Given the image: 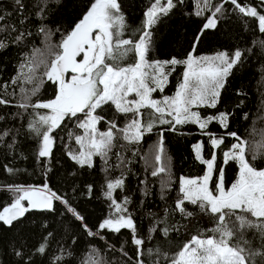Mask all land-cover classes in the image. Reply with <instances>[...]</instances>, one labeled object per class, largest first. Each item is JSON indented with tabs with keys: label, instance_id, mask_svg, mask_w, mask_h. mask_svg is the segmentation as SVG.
Masks as SVG:
<instances>
[{
	"label": "trees",
	"instance_id": "1",
	"mask_svg": "<svg viewBox=\"0 0 264 264\" xmlns=\"http://www.w3.org/2000/svg\"><path fill=\"white\" fill-rule=\"evenodd\" d=\"M154 1L117 0L125 23L120 38L136 42L147 30L149 62L172 58L183 61L190 52L195 57L242 52L241 62L226 78L216 106L195 108L201 118L227 114V127L213 120L203 132L195 123L176 125L171 130L169 124L156 122L138 143H129L114 135L106 161L94 155L91 166H81L71 158L68 148L73 135L79 133L76 124L82 121L83 114L66 117L51 133V154L40 157L42 137L29 126L48 110L17 105L48 102L55 95L56 85L47 81L31 95L34 83H25L23 77L16 83L12 81L20 75V66L27 60L50 62L53 54L60 51L61 41L89 11L94 0H21L19 5L15 0H0V17H3L0 41L4 43L0 47V99L9 102L0 104V210L15 201L17 187L40 186L59 197L50 210L25 211L11 224L0 221V264H170L164 254L176 253L194 235H212L208 230L215 225L210 215L187 201L184 206L192 212L191 216L186 217L176 209L182 197L180 177L204 176L207 166L196 158L193 150V145L198 143L204 160L211 159L213 154L216 157L209 188L215 189L221 168L227 188L238 172L234 161L224 163L223 153L237 142L228 135L232 132L246 141L247 158L252 161L251 149L264 136L259 130L264 122V33L259 31L255 18L241 15L228 0H212L213 7L202 15H197L198 0H172L174 6L167 14L158 13L157 22L148 27L145 11ZM238 3L255 7L264 15L261 0H238ZM218 5L222 6V13L213 17L216 27L202 31ZM21 34L22 38L17 39ZM134 62L132 52L118 61L122 66ZM172 67H168L171 74L163 92L155 95L171 96L176 91L185 66L177 64L175 70ZM43 71L40 65L37 76ZM141 111L145 113L142 123L152 119L148 115L150 109ZM96 114L103 117L97 124L100 131L109 122L121 128L132 116L118 113L111 103L97 109ZM205 133L222 139L223 143L213 148L210 136ZM161 140L160 155L167 160V165L163 173L153 175L154 169L144 162V155L149 146H158ZM252 163L257 169H264V156ZM117 180L122 184L112 190L109 199L107 185ZM113 200L124 211H117ZM121 215L132 219L136 238L143 240L139 256L131 229L121 228L116 232L100 228L103 220ZM164 229H168L166 236ZM245 238L253 248H260L261 239L255 229L247 230ZM41 247L43 252L39 251ZM259 260L257 257V264Z\"/></svg>",
	"mask_w": 264,
	"mask_h": 264
},
{
	"label": "snow or ice",
	"instance_id": "2",
	"mask_svg": "<svg viewBox=\"0 0 264 264\" xmlns=\"http://www.w3.org/2000/svg\"><path fill=\"white\" fill-rule=\"evenodd\" d=\"M15 2L21 4V0ZM228 2L232 3L241 15L255 18L258 21L259 31L264 33V15H261L255 7L240 5L238 0H228ZM261 3H264V0H261ZM173 6L172 0H167L166 7L160 5V0H156L145 13L146 26L154 25L159 19L158 13L167 14ZM211 7H213L212 0H198L197 15H202L203 11ZM217 13H222V6H215L212 17L207 18L202 31L216 27L217 21L213 17ZM124 26V17L120 13L117 0H94L82 20L61 41L59 45L61 51L55 52L50 62L42 60L36 63L30 59L21 64V73L12 83L21 80V77L25 83H34L31 95H35L47 81L57 85L54 99L31 105L27 102L17 105L21 108L31 106L34 109L49 110V114H40L36 123L29 126L42 137L40 157L51 154V133L60 127L66 117H78V114L84 116V119L77 124L83 129L84 134L75 137L80 150L78 154H71V158L81 166L85 164L91 166L94 155L107 160L108 152L113 147L114 129L122 132L123 139L129 143H138L145 133L151 131L156 122L169 124L171 130H175L176 125L195 123L203 132L213 120L218 121L221 127H227V114L221 113L219 116L201 119L199 112L191 109L216 106L226 78L241 62L240 50H235L231 56L226 52H220L211 57H195L190 52L183 61L172 58L164 62H149L146 57L150 45V33L147 30L143 31L136 42L121 39ZM22 35L17 39H21ZM3 46V41H0V47ZM129 52L134 53L135 62L129 66H122L118 61L126 57ZM81 56L82 58L78 60L77 57ZM177 64H183L185 70L175 94L163 99H154L152 93L157 90L163 92L171 74L170 71H166V66L171 65L172 70H175ZM40 65H43L44 71L38 77ZM67 73L71 74L70 79L65 78ZM21 91L25 90L22 88ZM132 94L135 98L128 99ZM28 99L26 95L25 100ZM7 103L9 102L0 99V104ZM109 103L115 106L118 113H132L133 118L123 129H117L114 122H109V130L99 132L96 125L103 117L96 114V110ZM141 109L151 110L148 115L152 119L147 123H142L145 113ZM165 117L172 119L167 120ZM205 134L210 136L213 148H218L223 143L222 139L215 138L211 133ZM228 135L237 142L230 146V151L223 153L224 163L227 164L231 160L238 165L235 182L226 189L221 168L218 169L220 177L215 189H210L208 182L211 179L216 157L213 154L211 159L204 160L199 152L201 145L197 144L195 146L198 150L197 159L206 164L207 172L199 180L181 179L182 197L175 206L186 217L191 216L192 212L185 208V201L196 205L204 214L210 215L215 225L208 230L212 235H194L176 253L171 256L164 254L170 260V264H257V257L260 258L259 264H264V169H257L252 163L260 156H264V140L251 149L252 161H250L247 158L249 149L246 141L235 132ZM162 152L161 140L155 157L157 162L161 161ZM160 171L164 169L161 167L152 174L157 175ZM121 184L120 180L108 183L109 199L112 190ZM14 191L21 194L15 199L11 208H5L0 212V221L5 224H11L14 219L27 211L21 206L23 200H27L33 208L51 209V200L59 199L55 193L37 197L34 190L17 187ZM112 203L117 211H124L114 200ZM69 211L74 210L69 208ZM77 218L80 219L79 216ZM100 228H108L116 232L121 228L131 229L132 242L138 246V256L141 254L139 246L143 244V240L136 238L135 226L130 217L121 215L115 220L107 219ZM249 229H255L259 233L261 239L259 249L253 248L245 238V233ZM163 231L166 236L168 229ZM39 251L43 252L44 248L41 247Z\"/></svg>",
	"mask_w": 264,
	"mask_h": 264
},
{
	"label": "rangeland",
	"instance_id": "3",
	"mask_svg": "<svg viewBox=\"0 0 264 264\" xmlns=\"http://www.w3.org/2000/svg\"><path fill=\"white\" fill-rule=\"evenodd\" d=\"M156 2V0L147 8V10L145 11V13L152 7V5L154 4ZM160 5L161 6H167V0H160ZM145 19H147V17L145 16ZM258 22V21H257ZM259 27V26H258ZM93 35H95V33L93 34ZM214 56V55H213ZM204 57H211V56H204ZM82 58V56L81 57H79V59H81ZM53 59V58H52ZM78 59V60H79ZM152 62H154V61H152ZM161 62H164V61H161ZM170 65H167L166 66V71H168V67H169ZM70 76H71V74H69V76L67 77V79H70ZM183 79V78H182ZM182 82V81H181ZM155 92H157V93H160V91L159 90H157V91H155ZM155 92H153L152 93V97L154 98V99H163L164 97H171V96H173L174 94H175V92L173 93V95H171V96H160V95H155ZM135 98V96H134V94H132V95H130L129 97H128V99H134ZM195 108L196 107H193L191 110L192 111H196L195 110ZM47 114H49V110L47 111ZM128 114H130V115H132V116H130L129 118H127L126 120H125V122H124V125H123V127H121V128H118L117 127V129H123L124 127H125V125L126 124H128L130 121H131V119L133 118V114L132 113H128ZM219 116V115H218ZM206 118H208V117H205V118H201V119H206ZM83 119H84V116H83ZM82 119V120H83ZM77 124H78V122H77ZM77 124H76V128L78 129V134L76 133L75 135H73V139H72V141L70 142V145H69V148H68V151H69V154L71 155V154H78L79 153V150H80V145H78L77 143H76V140H75V137L77 136V135H83L84 134V131H83V129H81V128H79L78 126H77ZM96 127H97V125H96ZM109 127H110V125H108L106 128H105V130L104 131H100V130H98L99 132H105V131H108L109 130ZM199 127V126H198ZM259 130H260V133L262 132V133H264V122H262L261 123V125H260V128H259ZM114 131V134H115V136H118L119 138H121L122 140H124L123 139V134H122V132H120V131H118V130H113ZM216 138V137H215ZM218 139V138H217ZM262 140H264V136H262V137H260L259 138V140L256 142V144H259ZM236 143V142H235ZM198 143H196V144H194L193 145V150H194V154H195V156H196V158H197V149H196V145H197ZM41 145H42V140H41V144H40V148H41ZM156 144H152L151 146H149L148 148H147V151H146V154L144 155V162H146V164L149 166V168L150 169H152V167H153V169H154V171H156L157 169H160L161 167L164 169V171H165V168H166V165H167V160L164 158V156L163 157H161V161L160 162H157L156 161V155L158 154V146H156ZM40 148H39V150H40ZM154 148H156L155 149V153H154V155H153V150H154ZM230 151V150H229ZM199 152H200V149H199ZM153 156V157H152ZM163 159V160H162ZM164 171H160L161 173H163ZM206 172H207V168H206ZM205 172V173H206ZM159 173V172H158ZM205 175V174H204ZM237 175H238V172H237ZM237 175H236V178H237ZM203 176H201V177H198V178H195V177H180V182H181V179L182 178H184V179H196V180H199V179H201ZM236 178H235V180H236ZM235 180L233 181V182H235ZM232 182V183H233ZM231 183V184H232ZM231 184L227 187V188H229L230 186H231ZM21 188V187H20ZM180 188H181V183H180ZM226 188V189H227ZM15 189V188H14ZM26 189H28V188H26ZM21 193H17V195H16V198L20 195ZM118 218V217H117ZM117 218H114V219H112V220H115V219H117ZM105 220H107V219H105ZM105 220H103L102 222H101V224L105 221Z\"/></svg>",
	"mask_w": 264,
	"mask_h": 264
},
{
	"label": "water",
	"instance_id": "4",
	"mask_svg": "<svg viewBox=\"0 0 264 264\" xmlns=\"http://www.w3.org/2000/svg\"><path fill=\"white\" fill-rule=\"evenodd\" d=\"M86 14V13H85ZM84 14V15H85ZM84 15L74 24V26L72 27V29L68 32V34L74 29V27H75V25L80 21V20H82V18L84 17ZM66 37V36H65ZM64 37V38H65ZM60 51H61V49H60ZM69 74L70 73H67V74H65V78L67 79V77L69 76ZM56 89H57V85H56ZM55 94H56V92H55ZM55 98V95H54V97L52 98V99H54ZM26 190H29V191H35L36 192V195H37V197H40V196H50L52 193L51 192H49V191H47V190H45V189H43L42 187H40V186H38V187H28V189H26ZM55 200V198L54 199H52L51 200V204L53 205V201ZM15 202V201H14ZM14 202H12L11 204H9V205H7L6 207H4V208H2L1 210H0V212H3L4 211V209L5 208H11V205L14 203ZM21 206L22 207H24L25 209H27V211H47V210H50V209H46V208H33V207H31V205H29V203H28V201L27 200H23V201H21ZM52 208V207H51ZM24 214V213H23ZM22 214V215H23ZM5 215H7V213H5ZM22 215H20L18 218H16V219H14L12 222H14V221H16V220H18Z\"/></svg>",
	"mask_w": 264,
	"mask_h": 264
}]
</instances>
